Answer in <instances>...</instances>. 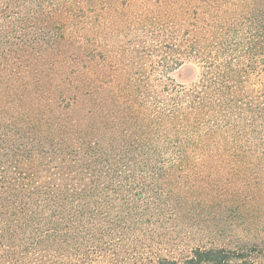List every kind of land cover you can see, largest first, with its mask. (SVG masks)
<instances>
[{
	"label": "trees",
	"instance_id": "trees-1",
	"mask_svg": "<svg viewBox=\"0 0 264 264\" xmlns=\"http://www.w3.org/2000/svg\"><path fill=\"white\" fill-rule=\"evenodd\" d=\"M204 196H264V0H0V264L115 256ZM260 209L146 264H264Z\"/></svg>",
	"mask_w": 264,
	"mask_h": 264
},
{
	"label": "rangeland",
	"instance_id": "rangeland-1",
	"mask_svg": "<svg viewBox=\"0 0 264 264\" xmlns=\"http://www.w3.org/2000/svg\"><path fill=\"white\" fill-rule=\"evenodd\" d=\"M194 66L183 65L172 72L179 83L196 78ZM205 201L190 207L165 208L157 225L127 236L115 256L106 254L90 264H146L150 257L166 254L178 259L195 246L237 248L257 236L252 228L264 205V196H204ZM247 226H252L251 229Z\"/></svg>",
	"mask_w": 264,
	"mask_h": 264
}]
</instances>
